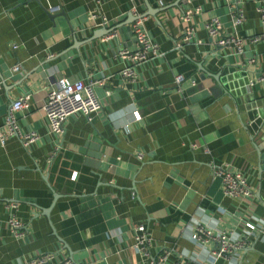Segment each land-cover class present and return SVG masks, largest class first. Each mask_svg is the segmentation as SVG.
<instances>
[{"label":"crops","instance_id":"1","mask_svg":"<svg viewBox=\"0 0 264 264\" xmlns=\"http://www.w3.org/2000/svg\"><path fill=\"white\" fill-rule=\"evenodd\" d=\"M260 2L0 0V125L10 102L28 94L29 110L17 114V123L20 131L37 134L25 147L16 137L0 144V264H25L42 252L56 262L149 264L131 247L137 223L148 232L152 256L172 249L162 264H239L240 250L211 262L213 242L194 243L192 227L240 238L243 221L251 219L262 233L250 237L247 255L252 264H264ZM52 6L57 11L47 13ZM237 8L243 20L232 27ZM93 9L107 19L104 27L117 28L91 39L102 33V25L88 19ZM131 11L143 16L162 53L139 66L133 81L119 74L126 62L116 55L132 45L124 29ZM187 11L193 32L182 41ZM213 17L222 35L240 40L239 54L207 35L204 25ZM252 36L260 39L252 43ZM14 64L19 70L11 72ZM176 74L184 76L177 90ZM62 78L99 80L93 92L100 108L89 122L80 113L70 115L63 133L53 134L41 106L47 89ZM222 165L249 179V196L223 195L212 172ZM8 212L24 224L23 237L9 233Z\"/></svg>","mask_w":264,"mask_h":264},{"label":"built area","instance_id":"2","mask_svg":"<svg viewBox=\"0 0 264 264\" xmlns=\"http://www.w3.org/2000/svg\"><path fill=\"white\" fill-rule=\"evenodd\" d=\"M51 12L57 11L56 6L48 7L46 10ZM132 12V11H131ZM133 13V12H132ZM258 17L261 21H264V2H260L257 5ZM191 11L184 12L181 16L185 27L183 28L182 41H187L191 37L193 27L189 23ZM136 19L129 24L130 35L132 38V45L129 47H119L116 51V55L124 59L126 62L124 67L119 71V74L128 80L133 81L136 78L137 68L145 65L147 62L153 61L157 57L162 55L156 42L151 40L143 26L142 17L133 13ZM88 19L93 22V26L104 25L107 19L100 16L95 9L88 12ZM243 20V14L240 9H234L231 14V26L236 27L241 24ZM220 22L217 18L213 17L205 22L204 28L207 35L210 38L215 39L216 45L220 47H230L235 54L241 52V42L239 39L222 35L220 33ZM114 31V30H113ZM111 31V32H113ZM109 32V33H111ZM260 39V36H252L249 41L254 43ZM15 45L11 46V49L15 48ZM249 59L248 62H251ZM19 70V65L14 64L11 68V72ZM184 76L176 74L173 77V86L175 90L179 88L180 83L183 81ZM99 80H88L86 82L79 79H67L62 78L51 85L46 93L41 110L46 119V124L49 133L62 134L64 127L63 123L67 117L74 113H80L84 116L87 122L90 121L91 115L100 108L98 99L96 98L93 88L99 84ZM194 83L190 81V85ZM28 94H22L14 98L3 116L2 123L0 125V144L9 137H16L23 147L28 146L36 139L37 134L34 131H20L17 123V114L24 113L29 110L30 104ZM132 119L134 121L139 120L137 111L131 112ZM123 130L127 132V126L123 125ZM140 158V155H137ZM213 174L219 177L221 191L225 197L239 198L246 197L251 194V184L249 179L238 170L227 169L224 165L217 166L213 169ZM9 209L15 208L13 203L7 206ZM6 218V226L9 233L13 237H23L24 224L11 212H8ZM255 230L258 231V235L262 233L261 224L257 223L253 219L243 221L241 227V237L236 238L232 233L225 231H212L211 229L201 225L195 224L192 227V240L194 243L200 245L205 241H212L214 248L211 250V262L218 258L226 259L229 254L237 249L246 245L251 236H254ZM131 247L139 253L143 258H146L149 264H162L165 262L169 255L172 254V249L161 248L157 254L153 256L149 251V235L144 225L137 223L132 229V243ZM155 256V257H154ZM25 264H81L74 263L69 259H62L56 262L54 256L51 253L42 252L32 257L25 259Z\"/></svg>","mask_w":264,"mask_h":264},{"label":"water","instance_id":"3","mask_svg":"<svg viewBox=\"0 0 264 264\" xmlns=\"http://www.w3.org/2000/svg\"><path fill=\"white\" fill-rule=\"evenodd\" d=\"M181 3H183V0H181ZM46 12L47 13H52L51 12V10L49 9V10H46ZM156 11H154V13H155ZM141 17H142V15H140ZM50 17H51V15H49V19H50ZM136 19V17H135V15H131V20H130V22H126V24H130L133 20H135ZM117 27H104V26H102L101 27V30H102V33L101 34H99V36H94V37H92L91 39H95V38H97V37H100V36H103V35H106V34H108L109 32H111V31H113V30H115ZM124 29H126V30H128L129 31V34H130V30H129V27L128 26H125L124 27ZM202 73H203V75L205 74L203 71H202ZM202 75V76H203ZM215 79V81H217V78H214ZM218 82V81H217ZM263 117H264V109H263ZM264 126V125H263ZM261 132H264V128L262 127V129H261ZM258 157H259V163H260V157H261V153L258 151ZM262 158V157H261ZM71 176V175H70ZM44 178V177H43ZM70 178V177H69ZM55 195H53L52 194V200H55ZM49 207H47L46 209H43L42 211H41V214L42 215H44V216H47V214H46V212L45 211H47V209H48ZM238 250H240L241 251V257H240V262H239V264H252V259H251V257H253V256H248L247 255V253H248V251L250 250V249H248L246 246L245 247H242V248H237V249H235V250H233V252L232 253H235L236 251H238ZM256 257V256H255Z\"/></svg>","mask_w":264,"mask_h":264}]
</instances>
